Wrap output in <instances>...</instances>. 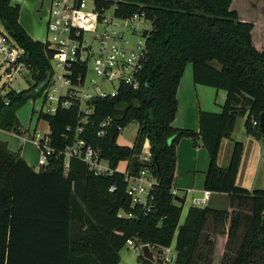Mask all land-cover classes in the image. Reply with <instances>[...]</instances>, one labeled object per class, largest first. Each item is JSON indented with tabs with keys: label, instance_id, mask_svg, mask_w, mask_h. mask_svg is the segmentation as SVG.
<instances>
[{
	"label": "trees",
	"instance_id": "trees-1",
	"mask_svg": "<svg viewBox=\"0 0 264 264\" xmlns=\"http://www.w3.org/2000/svg\"><path fill=\"white\" fill-rule=\"evenodd\" d=\"M232 1L98 2L116 3L121 16L144 14L152 23L139 86L133 90L122 84L116 97L92 100L85 125L78 123L77 105L58 107L53 114L40 112L37 121L47 123L55 153L37 171L0 141V264H118L127 240L162 248L174 243V264H264V189L236 185L243 144L232 141L228 165H218L222 141L232 140L240 118L245 119V134L263 141L259 118L264 114V50L252 44L253 25L230 9ZM19 15V5L0 0V25L24 49L33 81L26 90H10L0 97V129L8 132L21 127L16 112L40 96L41 89L34 91L51 73V52L27 34ZM187 64L194 84L226 93L221 112H199L198 132L172 125ZM107 119L104 135L98 137ZM131 123L137 125L132 145H118L121 131ZM78 127L82 131L76 135ZM183 138L200 141L206 149L209 165L203 189L227 195L228 206H189L180 223L182 200L173 197L171 189L176 147ZM77 140L98 150L113 173L95 175L76 158L69 159L66 170L59 153ZM145 143L151 153L148 164L139 161ZM123 161L125 172L136 175L147 168L156 180L149 212L131 205L123 173L117 171ZM119 212L134 217L121 218ZM137 261L162 264L142 254Z\"/></svg>",
	"mask_w": 264,
	"mask_h": 264
},
{
	"label": "built area",
	"instance_id": "built-area-1",
	"mask_svg": "<svg viewBox=\"0 0 264 264\" xmlns=\"http://www.w3.org/2000/svg\"><path fill=\"white\" fill-rule=\"evenodd\" d=\"M99 1L109 0H49L44 17L45 32L42 43L52 54L49 60L51 73L34 92L41 89L38 98L42 100V105L49 102L50 105H55V108L43 112L41 105L36 112L37 117L40 112L53 114L58 107L68 109L72 105H77L78 123L85 125L92 113V100L116 97L122 84L133 90L138 88L137 76L147 59L146 42L152 31V23L144 14L121 16L116 3L102 6ZM125 33L138 35V42L129 45ZM24 59V49L0 25V97L12 90L9 89V84L17 77L23 74L31 76ZM90 72L97 80L89 78ZM105 84L116 86L112 91L107 92L100 88ZM36 123L33 131L29 133L33 137L28 140L38 153L36 166L39 170L48 164V158L55 151L50 146L48 132L41 135L36 132ZM108 123L107 119L100 124L98 137L104 135V128ZM252 124L257 125V122ZM26 130L20 127L16 132L1 129L0 132L11 133L18 140L25 141ZM81 131L82 128L78 127L75 134ZM59 154L64 156L66 170L69 159L76 158L84 162L95 175L113 173L108 161L100 157L99 151L86 145L82 140L75 141ZM139 161L142 164L151 161L147 143L142 148ZM123 177L126 183V195L131 205L140 206L144 211L149 212L151 191L156 185V180L148 173L147 168L136 175L124 171ZM114 189L112 186L109 191L112 192ZM171 195L176 197L177 193L174 189H171ZM183 195L185 201L189 197V206L204 208L208 205L211 193L204 190L200 197H196L193 189H186ZM182 206H186L184 201ZM118 217L133 218L134 216L132 213L119 212ZM146 245L154 262L158 260L162 264H174L176 253L173 243L166 248ZM125 246L142 254L141 249L144 244L127 240Z\"/></svg>",
	"mask_w": 264,
	"mask_h": 264
},
{
	"label": "crops",
	"instance_id": "crops-1",
	"mask_svg": "<svg viewBox=\"0 0 264 264\" xmlns=\"http://www.w3.org/2000/svg\"><path fill=\"white\" fill-rule=\"evenodd\" d=\"M38 1L39 4L41 5V2L43 0H41V2L40 0ZM238 2L239 3H236V8L247 9L244 12L248 13V14L243 13V15H241L239 12L235 10L238 14L239 19L242 22L252 23L253 25V28L251 30L252 44L257 50L263 51L264 50V0H238ZM12 4H16L20 6V15H19L20 25L24 28V30L33 40L39 41L38 35H40L42 31L39 28V25L42 21L44 22L43 17L39 19L40 21H38L39 16L36 12L35 24H33L32 26L30 25L27 26L23 22V15L21 16L22 13L21 9L23 6H27V0H12ZM251 9H255L256 11H253ZM43 32H45V23H44ZM190 65L189 64L186 65L182 77L180 79V82L178 84L177 93H176L178 109L172 125L176 129H185V130H192L198 132L199 112L200 111L214 112V113L221 112L222 105L225 102L226 93L223 90H217L211 87L194 84L192 80V67ZM243 120L245 121V119ZM233 134H232V141H235V139L233 138ZM12 138H14L18 143L19 140L16 137L12 136ZM259 142L260 141L256 140L255 138L251 136H247L244 144L242 143L243 152L241 156L238 173L236 176V185L239 187L246 188L248 190L264 189V177L261 179V181L259 179L258 184L254 182L255 171H256L255 165L256 162L258 161V157L261 154ZM6 144L10 151L19 152L20 156L24 159V157L22 156L19 150L20 147L16 146L15 148L10 149L9 144L8 143ZM222 149H223V145L221 144L218 161ZM245 157H247L248 160L244 164ZM25 162L35 171H37V167L36 168L34 167L36 166L35 162L33 164L31 162H27L26 160ZM208 165H209V156L206 149L201 145L200 141H193L188 138H183L178 142L176 147V166H175V176L172 184V189H174L177 193L176 198L182 200V203L184 201V203L186 204L185 212H183L181 215L180 223L183 222L186 216L187 209L189 207L188 205L189 197H187L186 199L187 202H186L183 192L186 189H193L195 191L196 197L201 196L202 191H204L203 184H204L205 173L207 171ZM263 169H264V162H263ZM213 197H215L216 199H214ZM220 199L228 201V197L225 194L211 193L208 205L211 207L214 206L213 208H216L218 206L215 205H218L219 203L218 201ZM173 247H174V243H173ZM119 256H120V260L118 264H140L137 261L138 252L133 251L128 246H124L122 248V250L119 253Z\"/></svg>",
	"mask_w": 264,
	"mask_h": 264
},
{
	"label": "rangeland",
	"instance_id": "rangeland-1",
	"mask_svg": "<svg viewBox=\"0 0 264 264\" xmlns=\"http://www.w3.org/2000/svg\"><path fill=\"white\" fill-rule=\"evenodd\" d=\"M40 2H41V0H40ZM48 3H49V0H43L41 2V5L39 4L38 0H27V6H23L21 9V12H22L21 16L23 15L24 24H26L27 26H29V25L32 26L33 24H35L36 12L39 16L38 21H40L39 19L42 17L44 19L45 14H46V10L48 8ZM236 3H239L238 0H233L232 6L230 7V9L236 10L241 15H243V13H246L244 11L247 9L236 8ZM251 10L256 11L255 9H251ZM246 14H248V13H246ZM39 28L42 31H41V34L38 35V37H39L38 40L42 41L44 39V32H43L44 31V22L43 21L40 23ZM125 37L127 38L129 45H134L139 40L138 35H131L130 33H125ZM211 64L214 66L217 65L215 62H212ZM89 78L97 80L91 74V72L89 73ZM32 82L33 81L31 79V76L23 74V75H20L19 77H17L16 80L12 81L9 84V89H12L15 91L26 90L29 88L30 85H32ZM115 86H116L115 84L114 85L105 84V85H102L100 88L103 91L110 92L115 88ZM41 105H42L41 99H39V98H36L35 100L30 99L16 112V117L18 119L19 125L23 129H27L26 133H25L27 138L25 141H22L21 139H19V141L17 143V141L14 138H12V136L10 135L11 133L9 135L0 133V141L8 143L10 149L15 148L16 146L20 147L19 150H20L22 156L24 157V159L27 162H31L32 164L34 162L35 163L37 162L38 153H37L36 149L34 148V146L32 145L31 141H29L28 139H32V137H33L29 133H31L33 131L34 124L36 123V120H37V113L36 112H38ZM42 106H43V109H42L43 112H45L47 109H54L55 108V105H50L49 102L45 103ZM33 111H35V112H33ZM30 119H31V121H30ZM243 123H244V120L241 118L237 121L234 132H233L234 133L233 138L235 139V141H238V142H241L244 144L247 136H246L245 131H244ZM36 124H37V127H36L37 133H39L41 135L43 133L48 132V126L44 120H38ZM136 131H137V125L135 123H131L130 125L125 127L121 131V133L117 139V144L120 146H131L134 139H135ZM231 139H232V136H231ZM259 143H260L259 145H260L262 157L260 154V156L258 157V161L256 162V165H255L256 171H255V181L254 182L256 184L259 183V179L261 181V179L264 177V169H263L264 146H263L262 140ZM222 145H223V149L221 151L218 163L222 168H225L229 162L233 142H232V140L224 139L222 141ZM247 160H248L247 157H245L244 164L247 162ZM34 167L36 168L37 166H34ZM125 167H126V161L120 162L118 167H117V171L120 173H123L125 171ZM213 198L216 199L215 197H213ZM214 202H216V201H214ZM218 202H219L218 205H215V206H218V207H216L218 209H225L228 206V201H226V200L220 199ZM185 208L186 207H183L182 213L185 212ZM220 256H221V253L218 255V259L220 258Z\"/></svg>",
	"mask_w": 264,
	"mask_h": 264
},
{
	"label": "water",
	"instance_id": "water-1",
	"mask_svg": "<svg viewBox=\"0 0 264 264\" xmlns=\"http://www.w3.org/2000/svg\"><path fill=\"white\" fill-rule=\"evenodd\" d=\"M259 131H260V134H261L263 141H264V114H262L259 118ZM141 251H142L143 258H145L151 262H154V258L149 253V249H148L147 245H144L142 247Z\"/></svg>",
	"mask_w": 264,
	"mask_h": 264
}]
</instances>
